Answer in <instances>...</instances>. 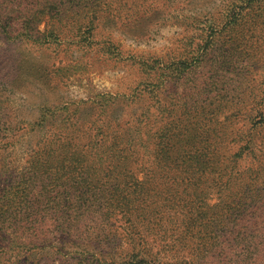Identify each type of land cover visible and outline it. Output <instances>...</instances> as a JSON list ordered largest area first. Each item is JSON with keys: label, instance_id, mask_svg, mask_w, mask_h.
<instances>
[{"label": "trees", "instance_id": "16d2710c", "mask_svg": "<svg viewBox=\"0 0 264 264\" xmlns=\"http://www.w3.org/2000/svg\"><path fill=\"white\" fill-rule=\"evenodd\" d=\"M120 5L0 0V108L6 89L42 99L23 133L32 154L0 166V264H264V0L192 22L181 84L147 73L130 94L63 100L65 66L27 42L113 55L98 33L131 21ZM150 58L133 62L151 72Z\"/></svg>", "mask_w": 264, "mask_h": 264}, {"label": "rangeland", "instance_id": "374dc122", "mask_svg": "<svg viewBox=\"0 0 264 264\" xmlns=\"http://www.w3.org/2000/svg\"><path fill=\"white\" fill-rule=\"evenodd\" d=\"M229 1L121 0L119 13L121 17L130 18L131 21L112 25L113 21L110 26H101L98 33L102 38L106 36L110 40L113 55L101 50L99 44L87 49L67 41H62L59 46L51 44L41 49L37 45L31 46L30 42H27V46L36 55L43 57L41 52L44 53L47 66L50 67L52 63L58 67L65 66L61 69V79L55 80L56 91L63 100L70 102H99L110 98L114 93L130 94L147 73H151L152 77L155 74L161 78L165 73H171L181 84L186 81L185 76L191 75L187 69L196 64L193 62L195 58L180 61L185 58L184 54L187 52L184 49L193 35L192 22L210 16L214 19L224 17L223 6ZM42 27L40 24L39 28ZM245 53H249L246 59L251 61L260 57V53L250 47ZM140 55L151 57L149 62L151 65L155 64L154 70L148 72L149 70L141 71L137 68L138 63L133 61H138ZM75 62L80 63L73 66L71 63ZM257 66L258 69L264 70V61L259 62ZM197 71L206 75L210 73L205 63ZM182 88L183 85H180L179 90ZM1 95L3 101L0 108V166L5 164L15 172L21 170L27 157L32 154L33 144L26 140L23 133L28 129V122L38 114V105L42 99L37 98L34 88H31L30 92L6 89L1 91ZM219 114H223L222 110ZM23 119L20 123L19 120ZM3 179L4 177H0V187ZM208 202H216V196L211 195ZM14 253L16 252L11 251L4 254L1 260L5 263L9 260L8 256L13 259Z\"/></svg>", "mask_w": 264, "mask_h": 264}]
</instances>
